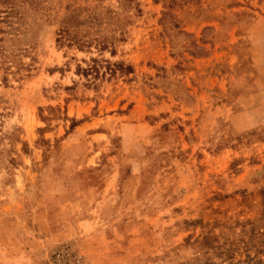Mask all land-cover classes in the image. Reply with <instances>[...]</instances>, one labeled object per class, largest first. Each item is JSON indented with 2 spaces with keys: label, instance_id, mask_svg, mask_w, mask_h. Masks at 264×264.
Returning a JSON list of instances; mask_svg holds the SVG:
<instances>
[{
  "label": "rangeland",
  "instance_id": "1",
  "mask_svg": "<svg viewBox=\"0 0 264 264\" xmlns=\"http://www.w3.org/2000/svg\"><path fill=\"white\" fill-rule=\"evenodd\" d=\"M10 1L0 264L66 247L84 264H264V0ZM74 8L107 35L128 21L115 56L58 47ZM91 58L96 80L78 74Z\"/></svg>",
  "mask_w": 264,
  "mask_h": 264
},
{
  "label": "trees",
  "instance_id": "2",
  "mask_svg": "<svg viewBox=\"0 0 264 264\" xmlns=\"http://www.w3.org/2000/svg\"><path fill=\"white\" fill-rule=\"evenodd\" d=\"M134 0H128L132 2ZM8 3L9 11H13L14 4L10 0H3ZM130 7H126L129 9ZM9 14V13H8ZM12 14V13H10ZM102 17L96 13H92L89 9L74 8L68 10V14L59 22V28L57 31V45L58 47L76 48L79 51L90 52L94 47L98 53L109 52L111 56L116 55L117 46L120 43L125 42L126 32L122 28V25H126L128 22L126 19L112 20L110 24L109 34H106L107 30H101ZM98 60L91 58L87 63V68H78V74H82L85 77H89L94 74L93 80H96L99 76ZM108 62V61H106ZM118 69L111 71L110 76H115L117 72L122 76H127L132 73V68L125 64H120ZM72 127H75L78 122L73 121Z\"/></svg>",
  "mask_w": 264,
  "mask_h": 264
},
{
  "label": "built area",
  "instance_id": "3",
  "mask_svg": "<svg viewBox=\"0 0 264 264\" xmlns=\"http://www.w3.org/2000/svg\"><path fill=\"white\" fill-rule=\"evenodd\" d=\"M53 262L54 264H84V257L72 247H66L54 254Z\"/></svg>",
  "mask_w": 264,
  "mask_h": 264
},
{
  "label": "crops",
  "instance_id": "4",
  "mask_svg": "<svg viewBox=\"0 0 264 264\" xmlns=\"http://www.w3.org/2000/svg\"><path fill=\"white\" fill-rule=\"evenodd\" d=\"M101 255H93L91 258V264H110L111 262H109V260H105L106 258H104Z\"/></svg>",
  "mask_w": 264,
  "mask_h": 264
}]
</instances>
